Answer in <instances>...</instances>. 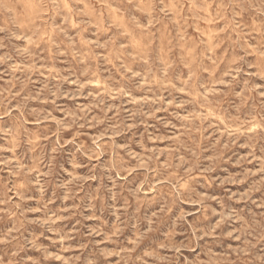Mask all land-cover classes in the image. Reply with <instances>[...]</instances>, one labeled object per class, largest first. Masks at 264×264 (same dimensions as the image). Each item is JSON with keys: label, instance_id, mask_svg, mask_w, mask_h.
<instances>
[{"label": "rangeland", "instance_id": "rangeland-1", "mask_svg": "<svg viewBox=\"0 0 264 264\" xmlns=\"http://www.w3.org/2000/svg\"><path fill=\"white\" fill-rule=\"evenodd\" d=\"M0 264H264V0H0Z\"/></svg>", "mask_w": 264, "mask_h": 264}, {"label": "bare ground", "instance_id": "bare-ground-1", "mask_svg": "<svg viewBox=\"0 0 264 264\" xmlns=\"http://www.w3.org/2000/svg\"><path fill=\"white\" fill-rule=\"evenodd\" d=\"M33 25V24H32ZM24 101V100H23ZM208 110V109H207ZM119 229V228H118ZM201 260V259H200Z\"/></svg>", "mask_w": 264, "mask_h": 264}]
</instances>
